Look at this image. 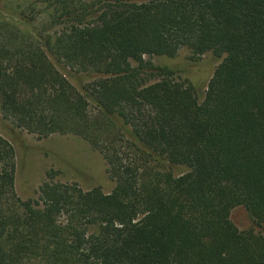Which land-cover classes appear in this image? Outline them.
Listing matches in <instances>:
<instances>
[{
	"label": "trees",
	"instance_id": "16d2710c",
	"mask_svg": "<svg viewBox=\"0 0 264 264\" xmlns=\"http://www.w3.org/2000/svg\"><path fill=\"white\" fill-rule=\"evenodd\" d=\"M43 1L30 32L0 17V113L84 138L115 187L23 199L0 135V264H264V236L231 219L264 225V0ZM182 48L225 55L203 101L151 61ZM54 60L97 77L78 89Z\"/></svg>",
	"mask_w": 264,
	"mask_h": 264
},
{
	"label": "rangeland",
	"instance_id": "374dc122",
	"mask_svg": "<svg viewBox=\"0 0 264 264\" xmlns=\"http://www.w3.org/2000/svg\"><path fill=\"white\" fill-rule=\"evenodd\" d=\"M47 11V4L43 0H0V17L27 32H30L35 24L47 22ZM30 17H35V21H29ZM224 57L225 55L219 57L212 52L193 55L188 48H182L173 58L152 56L151 61L155 65L171 68L177 80L192 83L199 100L203 101L208 83ZM54 62L78 89H82L86 83L97 77L94 73L65 69L57 61ZM0 135L8 138L15 146V188L23 199L37 198L40 187L48 180L78 183L84 190L101 187L106 193L115 187L103 154L78 135L55 133L42 137L14 127L1 113ZM169 169L175 175L189 171L185 165H170ZM231 219L241 231L253 229L264 236V225H257L244 206L233 208Z\"/></svg>",
	"mask_w": 264,
	"mask_h": 264
}]
</instances>
